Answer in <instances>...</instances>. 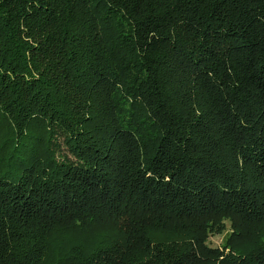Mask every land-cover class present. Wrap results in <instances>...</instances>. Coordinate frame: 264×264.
I'll return each instance as SVG.
<instances>
[{"label": "trees", "instance_id": "trees-1", "mask_svg": "<svg viewBox=\"0 0 264 264\" xmlns=\"http://www.w3.org/2000/svg\"><path fill=\"white\" fill-rule=\"evenodd\" d=\"M0 264H264V0H0Z\"/></svg>", "mask_w": 264, "mask_h": 264}, {"label": "rangeland", "instance_id": "rangeland-1", "mask_svg": "<svg viewBox=\"0 0 264 264\" xmlns=\"http://www.w3.org/2000/svg\"><path fill=\"white\" fill-rule=\"evenodd\" d=\"M224 238H225V234L212 235V237L210 238V244H212L214 246H218V245L222 244Z\"/></svg>", "mask_w": 264, "mask_h": 264}]
</instances>
